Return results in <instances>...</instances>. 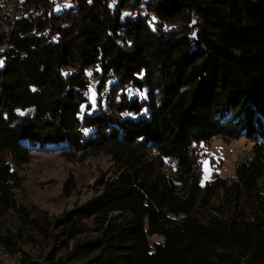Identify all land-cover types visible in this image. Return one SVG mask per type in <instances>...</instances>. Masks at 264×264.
<instances>
[{
	"label": "trees",
	"instance_id": "trees-1",
	"mask_svg": "<svg viewBox=\"0 0 264 264\" xmlns=\"http://www.w3.org/2000/svg\"><path fill=\"white\" fill-rule=\"evenodd\" d=\"M54 1L24 0L0 53V210L22 226L0 247L18 264L52 241L47 264H264V0ZM217 136L252 153L202 182ZM48 144L113 162L54 219L13 193V163Z\"/></svg>",
	"mask_w": 264,
	"mask_h": 264
},
{
	"label": "rangeland",
	"instance_id": "rangeland-1",
	"mask_svg": "<svg viewBox=\"0 0 264 264\" xmlns=\"http://www.w3.org/2000/svg\"><path fill=\"white\" fill-rule=\"evenodd\" d=\"M72 0H56L55 5H69ZM45 8L42 3L36 4ZM2 27V28H1ZM3 23L0 25V53L6 49L4 36L1 33ZM3 37V38H2ZM10 37V36H9ZM3 58L0 57V64ZM91 73V70H87ZM96 81L92 80L94 86ZM94 92L91 91L93 99ZM204 157L202 159L201 181L211 178L213 171H218L222 177L234 175L235 165L251 156L253 142L245 137L224 138L217 136L208 143L202 144ZM20 177V184L14 188L16 202L32 210L46 212L48 217L54 219L64 211L75 205H80L99 192L96 180L102 173L111 171L113 162L108 154L101 149L86 148L84 151L68 149L64 144H48L43 147L29 148L27 163L12 165ZM264 183V181H262ZM68 184L69 193H65L64 186ZM21 220L17 212L10 208L0 210V235L9 232L16 233L21 230ZM21 248L25 251L37 253L28 245V236L23 232ZM1 248V247H0ZM57 249V244L52 241L44 249V254L38 259V264H47L48 255ZM0 258V264H18L17 257Z\"/></svg>",
	"mask_w": 264,
	"mask_h": 264
},
{
	"label": "built area",
	"instance_id": "built-area-1",
	"mask_svg": "<svg viewBox=\"0 0 264 264\" xmlns=\"http://www.w3.org/2000/svg\"><path fill=\"white\" fill-rule=\"evenodd\" d=\"M26 8L24 0H0V20L3 27H6V32H12L15 23L25 15ZM41 10H44V8H41ZM8 43H5L6 47H8ZM3 253L4 250L0 251V255Z\"/></svg>",
	"mask_w": 264,
	"mask_h": 264
},
{
	"label": "bare ground",
	"instance_id": "bare-ground-1",
	"mask_svg": "<svg viewBox=\"0 0 264 264\" xmlns=\"http://www.w3.org/2000/svg\"><path fill=\"white\" fill-rule=\"evenodd\" d=\"M2 24V21L0 20V25ZM2 28V27H1ZM1 30H3V31H1V33L3 34L2 36H4V41H2V42H4V43H7V42H9V36L11 35V33L10 32H6L7 30H6V27H4L3 29H1ZM3 38V37H2ZM0 251H3V248H0ZM10 254L8 253V252H6L5 250H4V253L2 254V255H0V258H2V257H7L8 258V256H9ZM18 255H19V253H18Z\"/></svg>",
	"mask_w": 264,
	"mask_h": 264
}]
</instances>
